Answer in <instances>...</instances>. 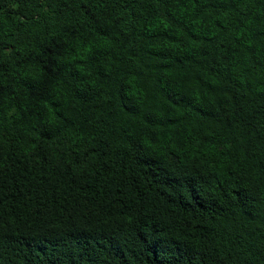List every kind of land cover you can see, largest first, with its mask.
Here are the masks:
<instances>
[{
  "label": "trees",
  "instance_id": "obj_1",
  "mask_svg": "<svg viewBox=\"0 0 264 264\" xmlns=\"http://www.w3.org/2000/svg\"><path fill=\"white\" fill-rule=\"evenodd\" d=\"M0 264H264V0H0Z\"/></svg>",
  "mask_w": 264,
  "mask_h": 264
}]
</instances>
